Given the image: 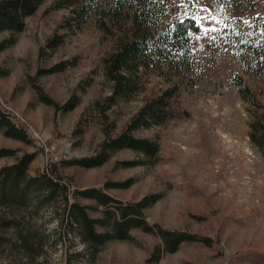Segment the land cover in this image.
<instances>
[{"label": "rangeland", "instance_id": "374dc122", "mask_svg": "<svg viewBox=\"0 0 264 264\" xmlns=\"http://www.w3.org/2000/svg\"><path fill=\"white\" fill-rule=\"evenodd\" d=\"M52 1L26 19L22 32L0 33V43L16 38L0 52V105L25 125L32 140L25 143L0 132V149L14 151L0 158V169L34 153L29 174L48 171L69 187L72 200L76 190L90 188L103 189L123 203L155 195L157 200L144 211L150 225L187 231L212 242L185 243L176 252L165 253L158 235L134 229L131 240L110 241L93 255L61 223L60 203L3 208L0 264H149L159 251L160 260L152 264H264V148H257L249 137L253 107L232 82L236 73L242 74L264 101V70L230 35L239 16L248 11L264 14V0H204L197 13L200 30L193 38L192 68L178 78L164 122L134 133L158 142V158L139 165L145 161L140 154L122 149L93 168L64 161L95 155L107 134L124 132L146 101L174 81L162 75L164 66L141 68L139 91L104 113L112 83L102 60L115 39L93 21L75 33L61 30L68 35L64 44L42 54L70 11L51 10ZM178 11V2L169 0L161 21L170 25ZM205 28L216 31L205 35ZM58 64L64 66L62 71L46 72ZM39 89L57 106L44 103ZM75 95L79 104L65 111L62 107ZM10 220L12 225L2 226ZM19 233L28 235L31 250H23Z\"/></svg>", "mask_w": 264, "mask_h": 264}, {"label": "trees", "instance_id": "16d2710c", "mask_svg": "<svg viewBox=\"0 0 264 264\" xmlns=\"http://www.w3.org/2000/svg\"><path fill=\"white\" fill-rule=\"evenodd\" d=\"M51 0H0V33L9 31L13 34L22 32L26 19L34 16L39 8ZM179 11L170 25H165L161 18L165 16L169 0H53L51 10L68 9L69 15L60 22L57 31L49 37L41 53L56 50L64 44L67 33H75L83 25L96 21L106 35L115 39V45L102 60L107 79L112 83V93L105 100L102 111L110 110L120 100H130L140 87V69L155 68L173 86L153 96L140 108L131 119L124 132L111 136L107 134L98 152L90 157L64 161L69 166L85 168L99 167L107 163L112 156L122 149L132 150L142 156L143 165L158 158L160 145L150 138H142L134 133L149 129L164 122L167 114L168 100L174 95L178 78H183L192 68L193 38L200 30L194 21L203 8L204 0H176ZM232 39L236 40L243 54L250 53L255 66L264 70V14L248 11L243 17L236 18L230 29ZM12 37L0 43V52L15 44ZM64 66L58 64L47 73L62 71ZM245 100L253 107V120L250 123L249 137L259 149L264 148V101L245 81L242 74L236 73L232 80ZM36 85V84H35ZM37 86V85H36ZM38 87V86H37ZM40 99L49 105L57 106L52 99L38 90ZM80 102L79 96H73L62 108L74 109ZM14 115L0 105V132L5 136L25 143L32 140L23 123L16 122ZM14 155L13 150L0 149V158ZM34 153H26L12 165L0 169V210L22 209L29 206H62L61 223L79 238L81 243L98 255L110 241L131 240V232L141 229L154 233L163 243V251L174 253L185 243L200 242L210 245L212 239L187 231L165 229L159 225H150L144 211L152 205L157 197L147 196L138 202L123 203L112 197L103 189L90 188L76 190L71 199L69 187L55 178L48 171L38 176L28 172L35 158ZM112 186H123L113 184ZM94 202L83 205L79 199ZM95 214L97 216H93ZM14 222L6 221L2 226ZM23 250H31L28 235L18 234ZM161 251L148 260L149 264L158 262Z\"/></svg>", "mask_w": 264, "mask_h": 264}, {"label": "snow or ice", "instance_id": "6c2138e0", "mask_svg": "<svg viewBox=\"0 0 264 264\" xmlns=\"http://www.w3.org/2000/svg\"><path fill=\"white\" fill-rule=\"evenodd\" d=\"M197 2H199V0H197ZM194 23H196L197 28H199L200 23L198 21H194ZM210 31H216V29L215 28H205L204 34L207 35Z\"/></svg>", "mask_w": 264, "mask_h": 264}]
</instances>
